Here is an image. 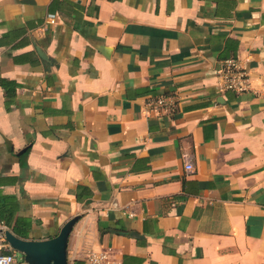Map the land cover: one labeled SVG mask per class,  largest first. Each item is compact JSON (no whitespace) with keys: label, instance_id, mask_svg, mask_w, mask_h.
Wrapping results in <instances>:
<instances>
[{"label":"crops","instance_id":"0c3cea01","mask_svg":"<svg viewBox=\"0 0 264 264\" xmlns=\"http://www.w3.org/2000/svg\"><path fill=\"white\" fill-rule=\"evenodd\" d=\"M0 80L21 239L77 217L67 264H264V0H0Z\"/></svg>","mask_w":264,"mask_h":264},{"label":"built area","instance_id":"2783aa9c","mask_svg":"<svg viewBox=\"0 0 264 264\" xmlns=\"http://www.w3.org/2000/svg\"><path fill=\"white\" fill-rule=\"evenodd\" d=\"M56 17L48 16L47 23L55 24ZM218 75L222 81L221 90H230L236 93L244 92L248 89V77L246 72H244L238 65L236 59H227L221 63ZM174 105V98L171 96H158L145 103L147 112H154L159 114L161 112L167 111ZM186 172H191L193 170L191 164L185 165ZM115 205V204H113ZM10 231L9 228L0 221V264H18L19 255L13 251L5 240L4 233ZM104 256L98 258L91 257L89 262L91 264H98Z\"/></svg>","mask_w":264,"mask_h":264},{"label":"water","instance_id":"95a60500","mask_svg":"<svg viewBox=\"0 0 264 264\" xmlns=\"http://www.w3.org/2000/svg\"><path fill=\"white\" fill-rule=\"evenodd\" d=\"M77 217L68 220L58 234L50 239L33 241L15 236L11 231L4 233L10 248L20 254L25 264H67V243Z\"/></svg>","mask_w":264,"mask_h":264},{"label":"trees","instance_id":"16d2710c","mask_svg":"<svg viewBox=\"0 0 264 264\" xmlns=\"http://www.w3.org/2000/svg\"><path fill=\"white\" fill-rule=\"evenodd\" d=\"M0 84L5 87L7 82L4 80H0ZM0 221L3 222L15 236L19 238H25L24 232L27 231V227H21L17 223L11 226L10 221L8 219L3 220L0 218Z\"/></svg>","mask_w":264,"mask_h":264},{"label":"rangeland","instance_id":"374dc122","mask_svg":"<svg viewBox=\"0 0 264 264\" xmlns=\"http://www.w3.org/2000/svg\"><path fill=\"white\" fill-rule=\"evenodd\" d=\"M19 255V258H18V264H25L24 261H23V258L20 254Z\"/></svg>","mask_w":264,"mask_h":264},{"label":"flooded vegetation","instance_id":"af4514ba","mask_svg":"<svg viewBox=\"0 0 264 264\" xmlns=\"http://www.w3.org/2000/svg\"><path fill=\"white\" fill-rule=\"evenodd\" d=\"M18 254V253H17Z\"/></svg>","mask_w":264,"mask_h":264}]
</instances>
